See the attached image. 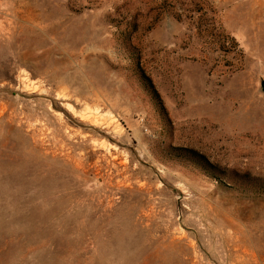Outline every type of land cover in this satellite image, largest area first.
Masks as SVG:
<instances>
[{
  "label": "rangeland",
  "instance_id": "rangeland-1",
  "mask_svg": "<svg viewBox=\"0 0 264 264\" xmlns=\"http://www.w3.org/2000/svg\"><path fill=\"white\" fill-rule=\"evenodd\" d=\"M262 82L264 0H0V264H264Z\"/></svg>",
  "mask_w": 264,
  "mask_h": 264
},
{
  "label": "trees",
  "instance_id": "trees-1",
  "mask_svg": "<svg viewBox=\"0 0 264 264\" xmlns=\"http://www.w3.org/2000/svg\"><path fill=\"white\" fill-rule=\"evenodd\" d=\"M138 70L139 71V76H140V79L142 81V83L149 89H151L154 93H155V90H154V87H153V84L151 82V80L149 79V77L146 75V73L143 71V69H141V67L138 65Z\"/></svg>",
  "mask_w": 264,
  "mask_h": 264
},
{
  "label": "water",
  "instance_id": "water-1",
  "mask_svg": "<svg viewBox=\"0 0 264 264\" xmlns=\"http://www.w3.org/2000/svg\"><path fill=\"white\" fill-rule=\"evenodd\" d=\"M262 89L264 91V82L261 83Z\"/></svg>",
  "mask_w": 264,
  "mask_h": 264
}]
</instances>
